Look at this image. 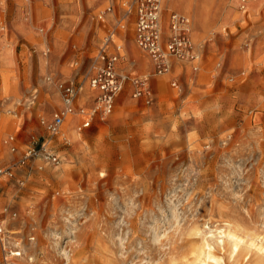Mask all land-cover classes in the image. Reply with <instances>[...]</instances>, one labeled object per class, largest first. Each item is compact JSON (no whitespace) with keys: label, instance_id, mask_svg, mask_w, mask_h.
Returning <instances> with one entry per match:
<instances>
[{"label":"rangeland","instance_id":"374dc122","mask_svg":"<svg viewBox=\"0 0 264 264\" xmlns=\"http://www.w3.org/2000/svg\"><path fill=\"white\" fill-rule=\"evenodd\" d=\"M159 1L162 47L172 15L191 23L162 74L139 0H0V264H264V0ZM108 37L143 96L127 81L104 120L52 136L61 85L95 106Z\"/></svg>","mask_w":264,"mask_h":264},{"label":"built area","instance_id":"2783aa9c","mask_svg":"<svg viewBox=\"0 0 264 264\" xmlns=\"http://www.w3.org/2000/svg\"><path fill=\"white\" fill-rule=\"evenodd\" d=\"M138 19H137V43L140 48L147 52L152 60L157 65L159 74L165 73L169 67L170 57L184 58L191 56V47L187 36L189 22L177 15H172L170 39L166 47H162V33L160 24L161 7L159 0H139ZM112 37H108L105 41L104 48L101 49L100 55L97 58L95 71L90 78V89L95 91V106L88 110L81 108L77 111L75 101L81 87L71 83L61 85L62 100L64 104L63 111L50 122H42V125L48 132L55 136L60 132L65 120L70 115H78L82 119L80 130L89 128L98 116L104 120L112 113L115 99L123 91L127 81H131L135 86V97L143 96V79H131L128 75L120 74L118 66L122 58V48L114 45ZM150 95V92L147 94ZM13 140V137L11 138ZM43 153L54 163H58V158L55 157L48 149L47 144L41 146ZM16 152V148H12ZM36 147L29 148L26 157H31L35 154ZM0 177H13V172L5 167L0 161ZM15 215V214H12ZM5 233L0 225V237H4Z\"/></svg>","mask_w":264,"mask_h":264},{"label":"bare ground","instance_id":"6f19581e","mask_svg":"<svg viewBox=\"0 0 264 264\" xmlns=\"http://www.w3.org/2000/svg\"><path fill=\"white\" fill-rule=\"evenodd\" d=\"M183 1V0H182ZM186 1V0H185ZM198 0H196V2H197ZM200 1V0H199ZM178 1H176V3H177ZM180 3V2H179ZM189 3L190 4H194L195 3V1L194 0H192V1H189ZM187 4V3H186ZM197 4H199V3H197ZM200 4H201V2H200ZM199 4V5H200ZM194 7H195V5H193ZM160 7H161V4H160ZM164 7H165V5H164ZM200 7H202L201 5H200ZM170 9H171V7H170ZM203 9V8H202ZM196 10V9H195ZM200 10H201V8H200ZM199 10V11H200ZM201 12V11H200ZM204 13V12H203ZM201 14V13H200ZM198 15L197 13H196V15H195V18H196V21H195V27H197L198 26V24H200V25H206L207 24V19L205 18V16L204 15H206V14H204V15ZM187 18V17H186ZM168 19V18H167ZM188 19V18H187ZM188 22H189V34H190V36H191V23H190V20L188 19L187 20ZM192 23H194V22H192ZM160 24H161V20H160ZM193 28V27H192ZM162 29V28H161ZM198 32H197V30L196 31H194V33H193V40H195L196 42L198 41V38H200V36L198 37V34H197ZM147 62H142L141 63V65L142 66H147ZM208 77V76H207ZM162 80H164V79H162ZM161 81V80H160ZM157 83H158V88H161V86H163L162 84H161V82H158L157 81ZM164 83V82H163ZM162 89V88H161ZM85 96H83V98H84ZM56 100V99H55ZM59 100H58V98H57V102H58ZM55 104H57V103H55ZM79 120V117H77V116H75V115H70L69 117H67V121H66V123H65V125L63 126V130L65 129H67L73 136H76V133L74 132V126H75V124L77 123V121ZM230 235V234H229ZM233 240H236V238L232 235V237H231ZM207 245V244H206ZM239 245H238V243H234V251L235 250H238V247ZM260 246V245H259ZM239 254V253H238ZM14 255H16V256H18V255H21L20 253H17V254H14ZM233 255V254H232ZM203 259V258H202Z\"/></svg>","mask_w":264,"mask_h":264}]
</instances>
